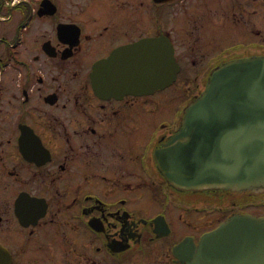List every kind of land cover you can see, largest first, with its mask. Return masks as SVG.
<instances>
[{"label": "flooded vegetation", "instance_id": "obj_1", "mask_svg": "<svg viewBox=\"0 0 264 264\" xmlns=\"http://www.w3.org/2000/svg\"><path fill=\"white\" fill-rule=\"evenodd\" d=\"M151 40L178 70L136 94L117 75ZM259 57L264 0H0V264H183L185 238L257 216L264 192L178 189L154 154L215 70ZM168 88L185 98L152 124Z\"/></svg>", "mask_w": 264, "mask_h": 264}, {"label": "water", "instance_id": "obj_2", "mask_svg": "<svg viewBox=\"0 0 264 264\" xmlns=\"http://www.w3.org/2000/svg\"><path fill=\"white\" fill-rule=\"evenodd\" d=\"M156 40L130 46L119 80L148 93L169 85L178 66L171 45ZM151 48V49H150ZM117 53L96 64L117 69ZM117 69V70H119ZM156 164L178 189L264 191V58L233 60L215 70L204 91L183 113L182 126ZM183 264H264V217L234 215L204 234L198 245L185 238L173 250Z\"/></svg>", "mask_w": 264, "mask_h": 264}, {"label": "rangeland", "instance_id": "obj_3", "mask_svg": "<svg viewBox=\"0 0 264 264\" xmlns=\"http://www.w3.org/2000/svg\"><path fill=\"white\" fill-rule=\"evenodd\" d=\"M180 89L183 90L184 92V88H181V86H179ZM165 96L167 99V104L164 108V111H162L161 113H157L154 116V120L156 121H152V124H157L161 119H164L166 117H168V119H170L173 116V113L176 109V107L181 103V101L185 98V95L183 96V98L181 99V96H177L175 90H170V88H168L167 90H165ZM138 137H140L141 139L144 138L143 132L141 131L140 133L137 134ZM251 210H254L253 214L257 215V216H263L264 217V206H262L261 208H257L255 209V207L250 208ZM190 219L191 220H195L197 217L196 212L191 213L190 215ZM176 228L177 229H181L180 227V223L176 224ZM188 227L184 226L183 229L185 231L187 230Z\"/></svg>", "mask_w": 264, "mask_h": 264}]
</instances>
